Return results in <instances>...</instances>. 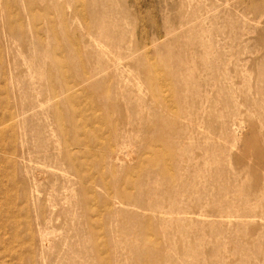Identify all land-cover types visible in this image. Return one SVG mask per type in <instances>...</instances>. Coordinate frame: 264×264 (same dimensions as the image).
Returning a JSON list of instances; mask_svg holds the SVG:
<instances>
[{
	"label": "rangeland",
	"instance_id": "rangeland-1",
	"mask_svg": "<svg viewBox=\"0 0 264 264\" xmlns=\"http://www.w3.org/2000/svg\"><path fill=\"white\" fill-rule=\"evenodd\" d=\"M0 264H264V0H0Z\"/></svg>",
	"mask_w": 264,
	"mask_h": 264
}]
</instances>
